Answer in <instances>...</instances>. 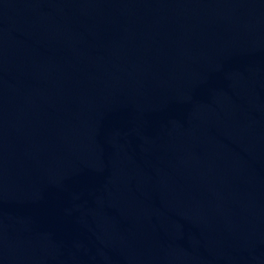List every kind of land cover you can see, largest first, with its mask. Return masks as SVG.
I'll return each instance as SVG.
<instances>
[{
	"label": "water",
	"instance_id": "95a60500",
	"mask_svg": "<svg viewBox=\"0 0 264 264\" xmlns=\"http://www.w3.org/2000/svg\"><path fill=\"white\" fill-rule=\"evenodd\" d=\"M0 264H264V0H0Z\"/></svg>",
	"mask_w": 264,
	"mask_h": 264
}]
</instances>
